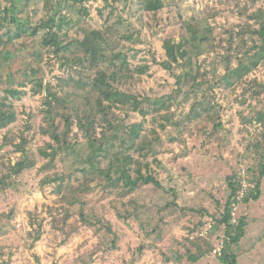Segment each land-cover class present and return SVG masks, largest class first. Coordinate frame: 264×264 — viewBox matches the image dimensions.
Wrapping results in <instances>:
<instances>
[{"label": "rangeland", "instance_id": "374dc122", "mask_svg": "<svg viewBox=\"0 0 264 264\" xmlns=\"http://www.w3.org/2000/svg\"><path fill=\"white\" fill-rule=\"evenodd\" d=\"M161 1L162 9L148 11L142 0H15L10 15L26 28L15 41L6 33H15L17 23L8 20L0 30V102L16 116L0 129V177L23 159L30 168L14 177L17 184L0 189V264H224L218 248L223 253L228 240L225 225L217 223L230 196L227 177L241 170L257 178L264 162V60L241 77L223 60L226 48L241 45L243 55L258 38L264 0ZM12 2L0 0V7ZM51 17L55 25L45 26ZM92 30L111 49L107 60L91 68L76 59L84 57L81 51L55 52L44 42L56 36L76 49ZM185 37L192 40L185 45L187 56L165 69V40ZM115 52L125 55L124 71L132 74L114 81V89L138 97L148 113L134 111L132 103L114 104V130L143 120L145 130L137 146L119 139L106 151L89 142L76 121L91 109L96 113L100 92L91 79L100 69H114ZM253 53L244 59L250 62ZM238 65L234 55L230 66ZM41 79L65 97L66 107L54 101L50 113L46 99L52 98L39 87ZM13 86L21 96L7 98ZM164 96L175 98L171 111H150L148 99ZM202 99L214 111L199 126L182 124ZM58 127L73 146L46 155L60 149L52 137ZM117 154L134 158L133 179L152 173L162 186H126L115 169L111 183L92 167L110 169ZM84 166L91 167L88 173ZM233 215L250 216L242 244L231 246L238 264H264V180L260 199L239 205Z\"/></svg>", "mask_w": 264, "mask_h": 264}, {"label": "trees", "instance_id": "16d2710c", "mask_svg": "<svg viewBox=\"0 0 264 264\" xmlns=\"http://www.w3.org/2000/svg\"><path fill=\"white\" fill-rule=\"evenodd\" d=\"M75 2H81L83 3L86 0H72ZM143 1V7L148 11H158L162 9L163 3L161 0H142ZM17 6L15 0H13L12 4L5 9L2 10V7H0V30L4 26V22H9L13 24L14 22L19 25V29L16 30L15 33H11L8 31L6 34L9 37L10 41H15L25 34V25L24 23H19L16 19V17H12L10 14H14L16 11ZM87 11V10H86ZM1 12H4L5 15H1ZM55 25L54 18H50L47 23H45V26L48 25ZM39 28L34 29V33L36 34ZM195 33V31H192ZM258 32V35H256L258 38L254 39L252 46L250 49H253L254 53L251 56L250 62H248L246 59H244L247 54L249 53L248 49L245 51L243 55L241 45L238 47H228L227 53L225 55V58L223 60V64L227 67L229 72H232L234 75L240 76L243 74V72H247L249 68L256 67L259 65V62H262L264 60V28L260 29ZM194 38V37H192ZM194 40V39H193ZM192 40L188 38H184L183 40H180V42H175L174 40L167 39L165 40L164 47L166 49V56L167 60L162 62L161 65L165 67V69L171 70L173 67V64L179 63L181 59L185 58L187 56V49L185 47L186 43H191ZM44 42L46 44H52L55 46V52H66L70 51L72 54H75L76 52H80L84 55V57H78L76 58L79 62L82 64H85L88 68H91L94 66L95 63H98L102 60H107L108 53L110 52L108 49H111L109 45L105 46L104 42V35L100 31H89L85 34L84 38L82 40H77L76 43L79 44V47L76 49H72V42L68 43H61L58 41L56 36L52 38V36L46 37L44 39ZM232 43V42H231ZM74 44V43H73ZM233 44V43H232ZM235 49H238L237 53H234V55L239 60V65L235 69H232L230 64L232 61V58L234 55H230L229 52L233 51ZM111 65L113 66V70L107 69H100L97 72H95L94 77L91 79V84L100 92L98 96V101L96 104V113L93 115L92 111L94 109H91V112L89 115H82L77 117V123L76 125L79 127L80 130L84 133V135L87 137L88 141H95L98 142L100 145V148L103 147L106 151L108 150V146L110 144H116L117 140L122 139V141H125L127 139L130 140L132 143V146H137L139 138L142 136V132L145 130V120L139 122V123H132L125 125L121 128L120 131L114 130L115 127V121L113 119H110L109 113L114 107V104H118L121 107H128L132 103V108L134 111H140L146 115L148 111H146L143 108L144 102L141 101L138 97L135 95L122 92L120 90H115L113 86L114 81H119V79H124L127 77H131V70L124 71V65H126V58L125 55L122 52H115L113 55L110 56ZM87 60V61H86ZM87 63H84V62ZM246 61V62H245ZM35 66V65H34ZM31 66L33 73H38V70L36 67ZM127 66V65H126ZM139 70H144V68H140ZM232 70V71H231ZM233 83L228 80V86H232ZM39 87L47 88L48 89V96L52 98V101H48L46 99V103L49 104L50 108L49 111L52 114V108L54 101L57 105L61 107L67 106V100L65 97H59L57 93H54L51 91V85L44 86L42 79L39 80ZM45 88V89H46ZM9 96L13 97H19L21 96V91L18 90L15 86L8 89L7 92V98H10ZM86 100H89L87 98ZM175 101V98L173 96H164L159 99H148V102H150L149 110L152 109L156 111L165 110L167 112L171 111V108L173 106V103ZM3 102V101H2ZM0 102V129L5 128L8 124L15 121L16 116L14 111H5L2 109V105L5 106L4 102ZM2 103V104H1ZM92 106V105H91ZM213 107L207 106V103L205 102V99H202V101H198L197 103H193L190 111L186 115V118L182 119L181 123L184 124L186 121H194L195 125L199 126L206 118L207 116H210L211 112H213ZM174 114V113H173ZM173 120V119H171ZM259 120L264 121V112H261L259 114ZM73 121L68 117L66 124L71 130V124ZM117 125V124H116ZM101 126L102 130L99 132L100 137L97 139V130L98 127ZM69 130V131H70ZM69 135V133L64 134L63 132H59V127L54 131L52 137L55 139V141L58 143L60 149H54L50 153H46V155H56L61 149H63V146L68 147L72 144L68 141L66 138ZM73 146V145H72ZM19 151H24V147H20L18 149ZM115 159L117 161H113L111 164L110 169H99V167H96L95 165L92 166L94 170H99L101 174L107 177V179L110 180V182H114V177H112V171L115 169V173H120L121 178L125 180L126 186L129 187H136L140 184L145 185H155L157 187L162 186L159 180H157L156 176L152 173L149 174H141L138 175L136 179H133L131 177L130 171H129V165L133 161L132 155H114ZM264 161V157H263ZM10 171L0 177V189L3 191L8 186H14V184H17L18 182L15 180L19 178V176L26 170L30 168V165L23 159L19 162L15 163L13 166L10 167ZM87 168H91L90 166H84L82 170H84L85 173L87 172ZM248 175V181L252 183L253 187H248L245 191L244 197L242 200H238L237 196L239 193V190L242 187V174L241 170L237 173L234 172L232 175L227 177V184L230 189V196L228 197L227 201L224 203V213L222 216V220H219L217 225H225V234H226V240L227 243H224V250L222 255L219 257V260L223 262L224 264H238L237 256L236 254L232 253V247L234 245L242 244V239L244 238L247 229H248V218L250 216H240L237 219L236 223L233 222V219L235 217L236 211L234 204H249L251 200H259L261 196V185L262 181L264 180V162L259 167V176L257 178L252 177V175L247 173ZM15 177V178H14ZM240 208V207H239ZM131 211H128L126 213V217L130 216L132 214ZM205 212V211H204ZM203 214V213H202ZM122 216V215H121ZM256 219V218H255ZM217 222V221H216ZM201 225V223H200ZM220 228V227H219ZM196 258L195 260H197Z\"/></svg>", "mask_w": 264, "mask_h": 264}, {"label": "built area", "instance_id": "2783aa9c", "mask_svg": "<svg viewBox=\"0 0 264 264\" xmlns=\"http://www.w3.org/2000/svg\"><path fill=\"white\" fill-rule=\"evenodd\" d=\"M242 174V187L241 189L239 190V193H238V196H237V199L238 200H242L243 197H244V194H245V191L248 187H253L254 185L252 183H250L248 181V175L247 173L244 171V172H241ZM234 207H235V210L238 208V204H234ZM237 219L236 217L233 219V222L236 223ZM224 243V241H222V244ZM219 249V252L218 254L221 256L222 255V246L218 248ZM216 249V250H218Z\"/></svg>", "mask_w": 264, "mask_h": 264}]
</instances>
